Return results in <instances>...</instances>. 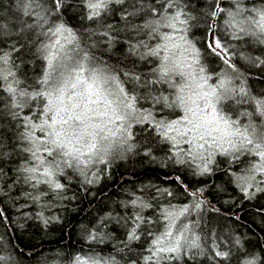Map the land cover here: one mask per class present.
<instances>
[{"label": "snow or ice", "instance_id": "6c2138e0", "mask_svg": "<svg viewBox=\"0 0 264 264\" xmlns=\"http://www.w3.org/2000/svg\"><path fill=\"white\" fill-rule=\"evenodd\" d=\"M78 3L88 21L101 22L92 36L98 35L109 48L123 43L129 57L150 67L137 72L133 60L131 69H117L96 56L61 19L70 6L66 0H16L19 18L29 19H22L19 27L23 43L0 47V100L5 101L0 114L15 122L16 181L36 192L26 195L34 201L48 192L61 195L66 189L63 180L71 179L69 173L83 177L87 184L98 181L113 160L140 147L134 142L136 126L147 133L145 156L153 155L154 138L168 145L166 162L187 166L201 176L211 173L217 158L223 157L229 168L243 165L231 175L246 197L254 194L249 192L254 186L264 192V95L253 96L243 83L234 86L227 71L208 70L201 49L189 38L196 17L187 11L184 0H152L146 9L148 18L134 24L129 18L145 11L144 0H136L133 11L121 13L123 31L134 33L123 40L120 30L105 26L103 16L112 11L111 5H123L125 0ZM231 4L225 9L221 0H209L205 15L212 23L205 31V52L236 73L228 47L217 36L216 21L224 17L225 29L234 40L248 37L264 45V0H231ZM11 31L8 24L0 23V42ZM29 53L41 61L39 74L31 79L22 75ZM253 62L264 65V58ZM242 105L248 107L237 111ZM12 154L0 139V177L6 175L3 165ZM176 181L183 184L179 176ZM157 191L172 195L167 189ZM185 191L193 203L160 207L157 218L144 215L153 205L141 195L133 193L134 198L125 203L133 209L123 217L126 241L143 239L144 244L133 264H178L184 257L195 259L206 252L216 264L233 257L237 264H258L256 256L240 250L239 239L235 253L215 241L207 248L191 224L182 220L201 208L204 202L198 192L202 190L191 191L185 185ZM85 231L89 241L102 238L99 226ZM4 259L0 256V262ZM67 264L118 262L90 249L74 254Z\"/></svg>", "mask_w": 264, "mask_h": 264}, {"label": "trees", "instance_id": "16d2710c", "mask_svg": "<svg viewBox=\"0 0 264 264\" xmlns=\"http://www.w3.org/2000/svg\"><path fill=\"white\" fill-rule=\"evenodd\" d=\"M184 2L188 6L187 11L196 17L189 38L201 49L208 70L227 71L233 78L234 86L239 87L243 83L253 96L264 95V65L257 66L253 62L258 57L264 58V45L253 43L248 37L234 40L225 29L224 17L218 19L217 36L228 47L231 60L239 70L233 73L219 58L205 52V31L207 25L212 23L205 15L209 0ZM66 3L70 6L61 19L77 32L83 44L96 56L117 69H131L133 60L137 72L149 69L148 63L129 57L123 43H116L109 48L98 35L92 36V32L100 30L101 22L88 21L78 0H66ZM134 3L136 0H125L123 5L113 4L112 11L103 16L105 26L112 24L120 30L121 40L134 35L123 31L125 21L121 19L122 11H133ZM144 3L145 11L130 17L131 23L142 24L148 18L146 9L152 0H144ZM221 3L225 9L232 7L231 0H221ZM136 6L138 8L139 4ZM22 19L29 18H19L16 0H0V23H6L12 29L4 42H0V47L7 49L13 41L24 42L21 39L24 34L19 32ZM93 43H97V47L92 48ZM24 59L22 75L26 74L29 79L38 75L41 61L31 53ZM164 88L166 90V86ZM4 103L0 100V108H3ZM247 107L239 106L237 111ZM134 132L137 133L134 142L140 147L123 158L113 160L98 181L87 184L83 177L69 173L71 179L63 180L66 189L61 195L48 192L41 200L34 201L26 193L35 195L36 192L22 180L17 182L15 177L16 162L19 159L13 150L15 122L0 114V139L5 142L7 151L13 153L9 162L3 165L6 175L0 177V212L3 213L0 215V256L5 258L0 264H67V260L74 254H84L90 249L99 255L118 258L119 264H133V261L140 259L144 244L143 239L126 241L123 217L133 209L126 208L125 203L134 198L133 193L141 195L153 205L144 210V215L158 217L157 210L160 207L169 204L182 207L193 203V198L185 191V185L191 191L202 190L198 192V198L204 202L201 208L192 210L190 215L184 217L196 229L194 232L202 237V243L210 248L215 241L223 250L232 248L235 253L238 247L235 241L239 239L240 250L256 256L258 264H264V192L245 196L231 175L232 171H239L242 166L233 164L229 168L223 162L224 158L218 157L211 173L195 175L187 166L166 162L168 145L154 138L150 143L153 155L145 156L144 148L149 146L145 140L147 133L141 132L140 126H136ZM177 176L181 177L183 184L176 181ZM157 189H167L172 195L158 192ZM194 221H197V225ZM97 226L100 227L102 238L89 241L85 228L92 230ZM178 264H216V261L210 259L206 252L205 255H197L195 259L184 257ZM221 264L237 262L233 257L231 261H223Z\"/></svg>", "mask_w": 264, "mask_h": 264}, {"label": "rangeland", "instance_id": "374dc122", "mask_svg": "<svg viewBox=\"0 0 264 264\" xmlns=\"http://www.w3.org/2000/svg\"><path fill=\"white\" fill-rule=\"evenodd\" d=\"M243 55V54H242ZM244 56V55H243ZM245 56H247V55H245ZM168 111V110H167ZM166 111V112H167ZM242 167H243V165H241ZM261 187H264V185H261ZM249 192L250 193H254L253 195H255V194H257V193H259V191H256V188H255V186L252 188V189H249ZM153 218H157V217H153ZM196 218V217H195ZM182 220H183V222L184 223H189V224H191L190 222H188V221H186V218H182ZM194 223H195V225H197V221H194ZM192 226V225H191ZM152 227H157V225H153ZM192 230H193V232H194V230H196L194 227H192ZM116 259V261L118 262V264H119V259L118 258H115Z\"/></svg>", "mask_w": 264, "mask_h": 264}]
</instances>
